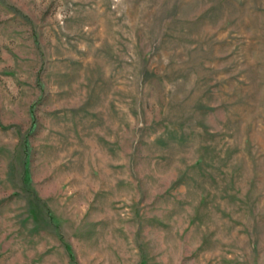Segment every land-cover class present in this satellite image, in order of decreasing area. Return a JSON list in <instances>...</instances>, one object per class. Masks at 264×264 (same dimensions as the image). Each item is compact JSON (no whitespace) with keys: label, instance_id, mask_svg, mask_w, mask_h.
I'll use <instances>...</instances> for the list:
<instances>
[{"label":"rangeland","instance_id":"obj_1","mask_svg":"<svg viewBox=\"0 0 264 264\" xmlns=\"http://www.w3.org/2000/svg\"><path fill=\"white\" fill-rule=\"evenodd\" d=\"M0 264H264V0H0Z\"/></svg>","mask_w":264,"mask_h":264}]
</instances>
